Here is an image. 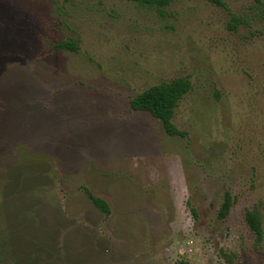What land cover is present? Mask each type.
<instances>
[{
  "label": "rangeland",
  "instance_id": "1",
  "mask_svg": "<svg viewBox=\"0 0 264 264\" xmlns=\"http://www.w3.org/2000/svg\"><path fill=\"white\" fill-rule=\"evenodd\" d=\"M222 1L0 0V264H264V0ZM177 78L185 136L130 110Z\"/></svg>",
  "mask_w": 264,
  "mask_h": 264
},
{
  "label": "trees",
  "instance_id": "2",
  "mask_svg": "<svg viewBox=\"0 0 264 264\" xmlns=\"http://www.w3.org/2000/svg\"><path fill=\"white\" fill-rule=\"evenodd\" d=\"M139 3L142 6L155 8L160 13L163 12V8L170 5L173 0H132ZM217 6L224 7L225 3L222 0H204ZM261 4L263 0H255ZM236 22V21H234ZM233 22V28H236V24ZM56 51H68L78 52L79 45L73 39H67L59 41L54 44ZM192 88V83L189 78H177L168 83H162L153 87H150L143 92L132 97L130 100L131 111H143L149 112L155 119L162 123L164 130L170 135L185 136L186 133L179 131L173 124L172 119L174 117L175 109L178 107L180 100L185 94H187ZM87 197L93 203V205L102 211L105 215H110L111 209L109 204L103 199L93 195V193L87 188L82 187ZM233 197L228 191L225 193L223 203L219 209L217 217L221 220L228 218L232 206ZM193 212V210H192ZM194 213V212H193ZM247 224L250 230L255 236L257 243L264 240V227L261 216L254 210H248L245 215ZM179 264H189L185 261H181Z\"/></svg>",
  "mask_w": 264,
  "mask_h": 264
},
{
  "label": "crops",
  "instance_id": "3",
  "mask_svg": "<svg viewBox=\"0 0 264 264\" xmlns=\"http://www.w3.org/2000/svg\"><path fill=\"white\" fill-rule=\"evenodd\" d=\"M70 93H72V91H70ZM61 100H65V97H62ZM73 100H74V99H73ZM80 101H81V99H80ZM76 102H78V101L74 100V102H73V107H74V103H76ZM73 107H72V106H68V105L65 106V108H69L70 110H72ZM80 108H81V106H78V105H77L75 109L79 110ZM64 110H65V109H64ZM59 113H60V112H59Z\"/></svg>",
  "mask_w": 264,
  "mask_h": 264
}]
</instances>
